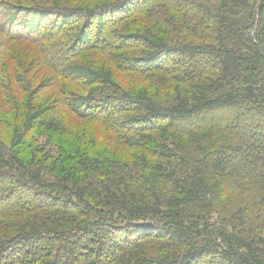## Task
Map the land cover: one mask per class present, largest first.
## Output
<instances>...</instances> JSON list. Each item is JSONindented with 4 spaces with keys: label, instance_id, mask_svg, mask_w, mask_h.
I'll return each mask as SVG.
<instances>
[{
    "label": "trees",
    "instance_id": "16d2710c",
    "mask_svg": "<svg viewBox=\"0 0 264 264\" xmlns=\"http://www.w3.org/2000/svg\"><path fill=\"white\" fill-rule=\"evenodd\" d=\"M0 264H264V0H0Z\"/></svg>",
    "mask_w": 264,
    "mask_h": 264
},
{
    "label": "rangeland",
    "instance_id": "374dc122",
    "mask_svg": "<svg viewBox=\"0 0 264 264\" xmlns=\"http://www.w3.org/2000/svg\"><path fill=\"white\" fill-rule=\"evenodd\" d=\"M52 18L53 17H49V19L50 20H52ZM42 19V16H41V14H34L31 18H30V20L27 22V24H26V28L27 29H33L35 26H36V24L38 23V21L39 20H41ZM134 87L135 88H140L139 87V83L138 84H135L134 85ZM225 111H226V109H224ZM225 111H223V112H225Z\"/></svg>",
    "mask_w": 264,
    "mask_h": 264
}]
</instances>
